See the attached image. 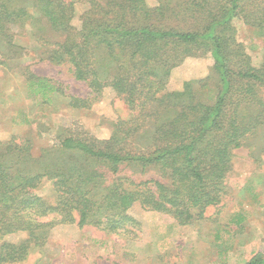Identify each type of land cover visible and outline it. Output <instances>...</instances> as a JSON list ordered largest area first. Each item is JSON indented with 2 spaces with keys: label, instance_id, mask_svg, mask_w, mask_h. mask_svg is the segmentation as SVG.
<instances>
[{
  "label": "trees",
  "instance_id": "obj_1",
  "mask_svg": "<svg viewBox=\"0 0 264 264\" xmlns=\"http://www.w3.org/2000/svg\"><path fill=\"white\" fill-rule=\"evenodd\" d=\"M87 1L78 29V0H0V36L12 25L46 21L65 38L50 60L68 64L92 98L67 95L34 74L30 93L48 104L61 94L83 110L111 89L138 115L117 120L109 140L66 128L50 151L66 156L60 162L42 164L29 140L0 142V239L27 234L0 244V264L24 261L58 224L118 234L136 224L128 214L136 203L181 226L206 219L222 200L235 151L264 130V61L254 64L234 25L242 20L264 41V0ZM192 57L211 58L212 75L168 91L172 71ZM124 167L154 177L136 180L122 175ZM44 179L53 183L54 204L37 194ZM248 264H264V253Z\"/></svg>",
  "mask_w": 264,
  "mask_h": 264
},
{
  "label": "rangeland",
  "instance_id": "obj_2",
  "mask_svg": "<svg viewBox=\"0 0 264 264\" xmlns=\"http://www.w3.org/2000/svg\"><path fill=\"white\" fill-rule=\"evenodd\" d=\"M146 2L150 7L160 4V0ZM89 9L87 0H78L74 27L80 29ZM234 25L254 64L261 65L264 41L242 20L236 19ZM6 32L0 36V142L29 140L33 156L42 164L60 162L66 156L50 151L66 136V128L109 140L117 120L130 121L138 115L111 89L83 110L69 106V98L61 94H54L50 104L32 95L27 81L30 74L59 82L67 95L92 98L88 86L73 77L68 64L50 60L54 44L65 38L46 21L30 20ZM212 66L209 57L188 58L172 71L168 91L182 90L187 81L208 78ZM153 174L142 176L130 167L122 172L136 180L151 179ZM223 188L221 202L209 207L202 221L181 226L170 215L145 211L136 203L128 214L137 222L128 224L126 230L114 234L101 227L58 224L44 246L32 245L26 259L16 264H248L264 253V130L235 151ZM37 194L55 203L51 180L44 179ZM26 238V233L12 234L0 239V244Z\"/></svg>",
  "mask_w": 264,
  "mask_h": 264
}]
</instances>
